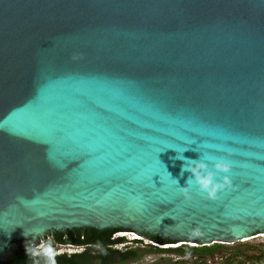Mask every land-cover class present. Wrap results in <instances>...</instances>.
Masks as SVG:
<instances>
[{"label": "water", "instance_id": "water-1", "mask_svg": "<svg viewBox=\"0 0 264 264\" xmlns=\"http://www.w3.org/2000/svg\"><path fill=\"white\" fill-rule=\"evenodd\" d=\"M181 154L227 158L231 189ZM75 227L264 233V0H0V259Z\"/></svg>", "mask_w": 264, "mask_h": 264}, {"label": "trees", "instance_id": "trees-1", "mask_svg": "<svg viewBox=\"0 0 264 264\" xmlns=\"http://www.w3.org/2000/svg\"><path fill=\"white\" fill-rule=\"evenodd\" d=\"M73 230L83 231L81 233H77L75 237L74 234H72ZM117 230H119V228L100 229L96 227H75L67 229L66 231H58L54 233L53 238L45 239V245L46 247H54L62 243H70L73 245L92 243L99 248L107 247L110 250V257L122 256L124 253H122L119 248L113 247V239L115 238L114 235ZM156 237L159 238V236ZM124 240L125 239L122 237L120 242ZM249 240L238 241L237 243L235 241L233 244L213 243L198 246L184 244L182 247L179 246L171 249V252L180 256V259H178L175 264H211L210 258L217 253L220 254V261H217L215 264H241V258H248L245 253L247 249L252 247L257 248L258 252L261 253L256 257V260L261 261L264 259V252L261 251L260 248L263 244H250L248 242ZM135 241L140 242L141 240ZM32 243L33 238L31 237L13 241L8 249V256L2 261V264H85L89 259L86 252H78L71 255L46 254L43 252L36 253L32 247ZM225 247L230 249L232 252L229 254L223 252ZM151 249L157 250L158 247L154 246Z\"/></svg>", "mask_w": 264, "mask_h": 264}, {"label": "flooded vegetation", "instance_id": "flooded-vegetation-1", "mask_svg": "<svg viewBox=\"0 0 264 264\" xmlns=\"http://www.w3.org/2000/svg\"><path fill=\"white\" fill-rule=\"evenodd\" d=\"M59 230H51V231H47L44 234H40L37 237L40 238H45V237H50L53 238L54 233L58 232ZM66 231V230H63ZM83 230L78 231V230H73L72 234H74V236L76 237L77 233H81ZM120 231H131V230H126V229H122L119 228V230H117L115 233L120 232ZM142 235L145 236L146 239L151 240V241H156L159 243H176L178 241H173L167 238H163L160 237L157 238L155 234H149V233H143ZM30 238V237H29ZM34 238V237H31ZM122 237L118 236L116 238H114V243H113V247H116L115 245L118 243H122L120 242V239ZM125 239V238H124ZM136 244H144V241H133ZM60 245V247H57L56 250H62L61 253L58 254H67V255H71L73 253H78V252H86V255L89 257V259L86 261L85 264H138V261L141 259L146 258L147 255L155 253V254H160L162 255H175L173 254L171 251V249H173L174 247H168V248H160L158 247L157 250H152L151 248L154 247L153 244H148L146 246L141 247L142 249H140V247H134L132 245H125L123 248H119L120 251L122 253H124V255L122 256H113L110 257V250L107 247H97L95 246V244L92 243H84L81 245H73L70 243H62V244H58V246ZM152 245V246H151ZM64 248H63V247ZM67 246V247H66ZM148 247V248H147ZM182 247V245H181ZM107 253V254H106ZM52 254H57V253H52ZM8 256V254H7ZM6 257H4L3 259H0V262L2 263L3 260H5ZM177 256V255H175ZM180 258V256H177ZM167 258V259H166ZM164 259V257L160 258V261H164V260H170L169 257H166ZM145 264H159V261H157V259H153L151 261H147Z\"/></svg>", "mask_w": 264, "mask_h": 264}, {"label": "clouds", "instance_id": "clouds-1", "mask_svg": "<svg viewBox=\"0 0 264 264\" xmlns=\"http://www.w3.org/2000/svg\"><path fill=\"white\" fill-rule=\"evenodd\" d=\"M75 58V57H74ZM177 159L183 161L181 171L182 173L187 171L191 175L187 181V184L191 186L193 183L198 186L201 193L206 194L208 199H217L218 193L225 192L231 189L229 177L232 174V167L227 163V158H212L209 156H201L199 159H190L182 154L177 156ZM209 161L211 163V169L209 168ZM217 173L223 174L220 180L217 179ZM180 193L187 199L190 198V187H181ZM121 237L127 238L129 236L124 234ZM124 242L129 243L131 240ZM135 240H144L143 238H135ZM132 242V241H131ZM175 248V247H174Z\"/></svg>", "mask_w": 264, "mask_h": 264}, {"label": "rangeland", "instance_id": "rangeland-1", "mask_svg": "<svg viewBox=\"0 0 264 264\" xmlns=\"http://www.w3.org/2000/svg\"><path fill=\"white\" fill-rule=\"evenodd\" d=\"M127 235H130V234H127ZM114 236H115V238L118 237L116 234ZM48 238H50V237H45V238L34 237L33 238L32 247L34 248V250H35L36 253H39V252H43L44 251V249H42L41 246H40L41 245V239H48ZM125 240H127V238ZM127 241H129V240H127ZM142 241H144V244H136L135 242H133V241L131 242L130 241L129 243H126V242L118 243L115 246L117 248H123L125 245L129 244V245H132L134 247H140V249H142L141 247L146 246L148 244H151V240H148L146 238L144 240H142ZM238 241H236V243ZM248 242L250 244H254V245L257 244V243H262L263 245L260 248H261V251L264 252V238H260V237L259 238H252ZM226 244H233V243H226ZM153 246H155V245H153ZM9 247L6 249V252H5L4 257L7 256ZM223 252L229 254L232 251L230 249H228V248L225 247L223 249ZM260 254L261 253L258 252V249L257 248H255V247L249 248V249H247V251L245 253V255H247L248 258H246V259H244V258L242 259L241 258L240 263L241 264H264V259H262L261 261L256 260V257L259 256ZM161 257H164V259L166 257H169L170 260L160 261V258ZM153 259H157V261H159V264H175L178 261V259H180V258L177 257V256H175V255H165V256L162 255L161 256L160 254L152 253V254L147 255L146 258L139 260L138 261V264H145L147 261H151ZM238 259H240V258H238ZM217 261H220V254H218V253L216 255H213V257L210 258V263L211 264H215Z\"/></svg>", "mask_w": 264, "mask_h": 264}, {"label": "built area", "instance_id": "built-area-1", "mask_svg": "<svg viewBox=\"0 0 264 264\" xmlns=\"http://www.w3.org/2000/svg\"><path fill=\"white\" fill-rule=\"evenodd\" d=\"M123 233H125V232H119L116 235L117 236H122V235H124ZM129 234H131V235H128L129 236V240L134 241L135 237H136V234L133 233V232H129ZM256 238H258V237H256ZM241 241H246V240L243 239ZM45 243H46V240L45 239H41V245L40 246H41L42 249H44V251H43L44 253H46V254L57 253L58 254V253L62 252V250H56L57 247H60V245L59 246L57 245V246H54V247H46ZM151 243L153 245H155L156 247H160V248H163V247L168 248V247H170V245L176 244V243L162 244V243H159V242H156V241H151ZM230 243H234V242H230ZM177 244H179V245L176 246V247H179V246L184 245V244H188V245H192V246L202 245L199 242L198 243H190V242H186V241H180Z\"/></svg>", "mask_w": 264, "mask_h": 264}, {"label": "snow or ice", "instance_id": "snow-or-ice-1", "mask_svg": "<svg viewBox=\"0 0 264 264\" xmlns=\"http://www.w3.org/2000/svg\"><path fill=\"white\" fill-rule=\"evenodd\" d=\"M150 85L149 84H147V83H145V84H143V85H139V86H137L136 88H138V89H141V90H147V89H150ZM4 127H7L6 125H3ZM168 147H170L171 145H167ZM164 147H166V145H164V144H161V145H158L157 147H156V153H158L161 149H163ZM150 167L152 168V173H151V175H147L146 176V179H152L153 178V175H161L160 174V172L159 171H157V162H156V160H155V154L153 155V158H152V160L150 161ZM161 182H162V184H164L165 183V181L164 180H161ZM224 193L222 192V193H220V195H223Z\"/></svg>", "mask_w": 264, "mask_h": 264}, {"label": "bare ground", "instance_id": "bare-ground-1", "mask_svg": "<svg viewBox=\"0 0 264 264\" xmlns=\"http://www.w3.org/2000/svg\"><path fill=\"white\" fill-rule=\"evenodd\" d=\"M133 233H135L136 234V237H140V238H143V239H145V236H143V235H140V234H138V233H136V232H133ZM123 234H129V232H125V233H123ZM131 235V234H130ZM256 237H264V233H260V234H258V235H256L255 237L253 236V237H246L245 238V240H249V239H251V238H256Z\"/></svg>", "mask_w": 264, "mask_h": 264}]
</instances>
